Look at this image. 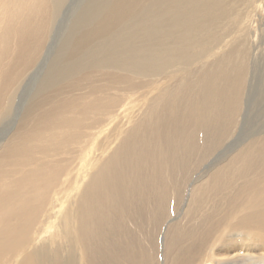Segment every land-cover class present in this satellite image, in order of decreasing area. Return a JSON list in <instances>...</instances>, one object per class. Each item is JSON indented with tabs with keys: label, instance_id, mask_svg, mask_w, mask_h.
<instances>
[{
	"label": "bare ground",
	"instance_id": "bare-ground-1",
	"mask_svg": "<svg viewBox=\"0 0 264 264\" xmlns=\"http://www.w3.org/2000/svg\"><path fill=\"white\" fill-rule=\"evenodd\" d=\"M65 1L0 0V264H157L180 180L237 125L264 0H88L20 92ZM257 136L194 178L166 264H264Z\"/></svg>",
	"mask_w": 264,
	"mask_h": 264
},
{
	"label": "rangeland",
	"instance_id": "rangeland-1",
	"mask_svg": "<svg viewBox=\"0 0 264 264\" xmlns=\"http://www.w3.org/2000/svg\"><path fill=\"white\" fill-rule=\"evenodd\" d=\"M87 1L88 0L65 1L59 15L57 16L53 24L51 35L47 41L45 49L42 52L41 62L34 67L37 68L36 70L32 69L30 71L31 73L29 72L27 76L28 79L26 78L25 82L22 83L20 87V92L25 91L27 86L28 88H31L36 83L35 80L37 78V75H41L46 72L48 68L47 65H49L55 53H57L58 48L61 46L60 43H62V41L65 40V36L68 35L69 27H72V22L75 19V16L79 13L81 7ZM261 19V21L264 23V17H262ZM253 27H257L256 22H253ZM259 29L250 30L252 33L251 39L254 40V48L252 49V57L249 60V67H251L247 76L242 110L240 112L239 118L237 119V125L233 130L232 135L225 139L220 147L211 152L205 158L201 159L198 162V166L196 167V169L194 168V171L191 170L193 171L191 174L187 175L186 178H184L182 181L180 180L179 190L177 194L170 199V203L168 206L170 210L169 214L166 218L165 216L163 217L158 230L157 264H166V260L164 259L165 245L167 243V236L169 235L171 228H178L176 224H188V221L186 219L182 220V213L184 210L183 208H185V205H187V203L189 202L190 192L192 188L197 184V182L194 183V180L197 177H201L202 174H206L203 173L204 171H212L214 168L213 166L216 164L220 157L224 156L229 148H236L238 146L236 144H238L242 140L249 138L250 135L252 136L256 132L259 136L264 134V43H258V41L260 40L264 41V30H262L261 27H259ZM20 95L22 94L20 93ZM137 112L138 109H135V113ZM13 119H11V121L7 124H0V142H2L4 138H6L11 133L14 123ZM205 220L206 222L208 221L206 218ZM197 221L198 220H196V223ZM55 226L56 225H54V228ZM105 261L106 260H102L101 264H106ZM87 264H94V262L87 261Z\"/></svg>",
	"mask_w": 264,
	"mask_h": 264
}]
</instances>
